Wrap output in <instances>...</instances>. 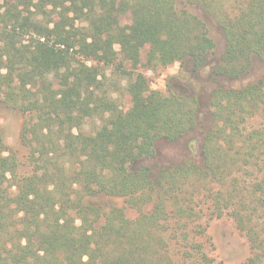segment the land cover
Returning <instances> with one entry per match:
<instances>
[{
	"label": "trees",
	"instance_id": "1",
	"mask_svg": "<svg viewBox=\"0 0 264 264\" xmlns=\"http://www.w3.org/2000/svg\"><path fill=\"white\" fill-rule=\"evenodd\" d=\"M222 27L213 73L239 80L252 56L264 60V0H247ZM115 43L133 67L144 46L149 67L194 68L215 46L175 0H0V101L26 114L24 156L0 137V264H218L204 216L223 215L251 249L239 264H264L263 81L213 88L201 162L189 154L154 172L144 162L154 143L192 129L198 101L149 89L136 72L121 111L98 79ZM93 115L105 121L83 132ZM99 192L137 216L88 202Z\"/></svg>",
	"mask_w": 264,
	"mask_h": 264
},
{
	"label": "rangeland",
	"instance_id": "2",
	"mask_svg": "<svg viewBox=\"0 0 264 264\" xmlns=\"http://www.w3.org/2000/svg\"><path fill=\"white\" fill-rule=\"evenodd\" d=\"M246 1L175 0L178 10H187L204 21L208 34L214 41L213 51L206 56L203 65L199 68H194L189 59L182 64L174 62L164 67H149L146 63L147 46L136 54L138 62L136 67H133L131 62L124 58L117 43L113 45L117 52L114 62L109 65L100 64L102 67L98 79L101 80V89L107 91V94L123 112L129 110L131 105L126 91L127 82L130 78L134 79L136 72L145 77L149 89L164 94L174 90L193 95L197 99L198 111L194 127L175 142L160 138L154 143L153 156L144 160L154 172L161 166L182 161L189 154H194L198 162H201L200 150L203 138L214 125L209 98V93L213 88L221 85L237 87L257 79H261L264 83V60L257 56H252L248 73L239 80H229L213 73L225 45L222 24L226 18H233ZM130 23L129 14L124 15L121 24L127 29ZM25 116L26 114L19 108L7 106L0 101V137L5 148L15 150L20 157L25 155V148L19 139V131ZM104 121L103 115H93L84 119L80 129L85 133H93ZM88 202L103 207L109 205L122 207L126 218L130 220L134 219L138 213L136 209L127 205L123 198L101 192L91 195ZM204 220L207 223V234L212 242L210 254L216 263L239 264L250 256V246L231 218L226 215L212 218L204 216Z\"/></svg>",
	"mask_w": 264,
	"mask_h": 264
}]
</instances>
